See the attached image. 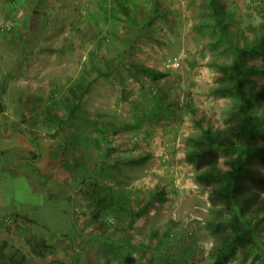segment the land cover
<instances>
[{"label": "rangeland", "instance_id": "rangeland-1", "mask_svg": "<svg viewBox=\"0 0 264 264\" xmlns=\"http://www.w3.org/2000/svg\"><path fill=\"white\" fill-rule=\"evenodd\" d=\"M237 78L260 121L243 164ZM234 170L264 242V0H0V219L28 264H264Z\"/></svg>", "mask_w": 264, "mask_h": 264}, {"label": "trees", "instance_id": "trees-1", "mask_svg": "<svg viewBox=\"0 0 264 264\" xmlns=\"http://www.w3.org/2000/svg\"><path fill=\"white\" fill-rule=\"evenodd\" d=\"M118 4L120 9L126 14V10L124 6L120 2ZM140 69L144 73L150 75L152 78H157L158 76L162 75L157 71L151 70L149 68L140 67ZM241 72L242 70L240 69L237 73V76L240 75ZM93 83H95V81ZM92 84L88 87V89L91 88ZM235 88L241 97L239 112L242 117L240 130L237 135V138L239 139L241 145L236 147L235 151L238 152L239 155L237 162L243 164L244 161L249 156V154L251 153L249 150V144L247 143V139L255 136L256 133L259 132L260 121L253 116L252 111L250 109L251 105H250L249 97L251 96V94L248 91L245 83L237 78ZM221 90L223 89L221 88L217 89V91L219 92ZM79 106L80 105H77L71 111L72 117L75 118ZM203 135L205 138H209L210 140L216 136L220 138L219 135L216 134V136H214L215 134L209 131H204ZM238 163L237 165H235L236 168L239 167ZM239 176L240 175L237 173V170L230 171L229 173L225 174V178L227 180L226 197L229 204V211H231L234 214L232 220L235 222V225L241 230L245 231L246 236H248V238H250V240L252 241V245L254 246V248H257L258 250L264 252L263 239H261L260 236L256 233V231H253V229L251 228L254 219H248L246 216H244V212L240 203L241 199L237 195V192L240 190ZM99 190L100 189H98V191ZM98 191L97 190L95 191L94 194L95 196L100 195ZM110 201L111 199L109 200L106 196L101 195L100 199H98L99 207L103 208L105 204L109 203ZM259 218L260 217H258L257 219L259 220ZM260 221L262 222V219H260ZM8 232L9 231H7V233ZM12 240H14L12 237H3L2 232H0V252H6L9 249H11L12 254H10L9 257L11 264H28V257L26 255L21 256V254L19 253L20 249L16 250V247L11 246L10 243ZM25 242H27L28 256L37 259L39 261L47 260L48 256L53 251V247L46 240L33 234L29 235Z\"/></svg>", "mask_w": 264, "mask_h": 264}, {"label": "clouds", "instance_id": "clouds-1", "mask_svg": "<svg viewBox=\"0 0 264 264\" xmlns=\"http://www.w3.org/2000/svg\"><path fill=\"white\" fill-rule=\"evenodd\" d=\"M200 246L205 251V254H208L216 247V240L215 238L210 237L206 241H203Z\"/></svg>", "mask_w": 264, "mask_h": 264}, {"label": "crops", "instance_id": "crops-1", "mask_svg": "<svg viewBox=\"0 0 264 264\" xmlns=\"http://www.w3.org/2000/svg\"><path fill=\"white\" fill-rule=\"evenodd\" d=\"M18 173H19V172H18ZM12 175H13V177H19V176L21 175V173L18 174V175L16 176L15 173L13 172ZM0 179H1V177H0ZM0 207H2L1 200H0ZM1 221H2V220L0 219V223H1ZM5 229H6V225H4L3 223H1V224H0V232H2L3 237H12V236H10V235L7 233V231H6Z\"/></svg>", "mask_w": 264, "mask_h": 264}, {"label": "built area", "instance_id": "built-area-1", "mask_svg": "<svg viewBox=\"0 0 264 264\" xmlns=\"http://www.w3.org/2000/svg\"><path fill=\"white\" fill-rule=\"evenodd\" d=\"M6 220H7V219H6ZM5 222H6L7 225H9L10 223H12V221L9 220V219H8L7 221H5ZM16 224H17V225H20V226L22 225V223H16Z\"/></svg>", "mask_w": 264, "mask_h": 264}]
</instances>
